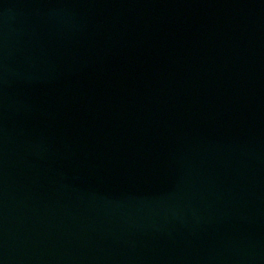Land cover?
<instances>
[{"label":"water","instance_id":"water-1","mask_svg":"<svg viewBox=\"0 0 264 264\" xmlns=\"http://www.w3.org/2000/svg\"><path fill=\"white\" fill-rule=\"evenodd\" d=\"M0 264H264V0H0Z\"/></svg>","mask_w":264,"mask_h":264}]
</instances>
